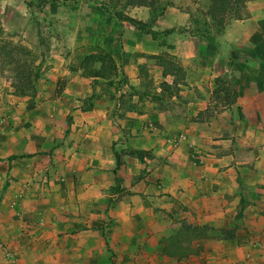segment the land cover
Segmentation results:
<instances>
[{
  "label": "crops",
  "instance_id": "crops-1",
  "mask_svg": "<svg viewBox=\"0 0 264 264\" xmlns=\"http://www.w3.org/2000/svg\"><path fill=\"white\" fill-rule=\"evenodd\" d=\"M195 1L167 5L160 32L123 23L50 54L30 95L0 80V264H264V0L199 32ZM95 53L116 70L81 64ZM181 223L209 236L167 256Z\"/></svg>",
  "mask_w": 264,
  "mask_h": 264
},
{
  "label": "rangeland",
  "instance_id": "rangeland-1",
  "mask_svg": "<svg viewBox=\"0 0 264 264\" xmlns=\"http://www.w3.org/2000/svg\"><path fill=\"white\" fill-rule=\"evenodd\" d=\"M58 1L66 2V5L48 2L39 7L38 0H0V80L13 82L15 70L23 75L28 74L33 85L25 94L30 95L38 91V82L47 79L45 72H47L49 61L53 58L50 54L81 47L88 48L91 45L97 46L91 41V35L95 31L112 34L115 30L118 32L123 23L131 24L149 33L160 32L161 30L155 27L150 29V26L167 5L174 3L185 8L189 6L185 5V0H151V5L144 6L143 15H146V20L141 21L130 15L131 9L139 6H129L125 0ZM231 1H229L228 9L220 13V17L226 21L238 15L241 16L244 10L242 0L240 3L236 2V7ZM195 2L200 11L198 14H192L191 18L194 21L193 31L199 32L204 30L207 24L203 17L208 15L211 3L210 0ZM213 26H215L214 23ZM101 54L105 56L107 53H95L96 56ZM167 54L164 57L171 58V55ZM72 64L79 63L74 61ZM230 82H232L231 79L217 78V88L222 86L221 90L226 88L228 94H231ZM220 96L218 93L216 99H223L226 93L223 98Z\"/></svg>",
  "mask_w": 264,
  "mask_h": 264
},
{
  "label": "trees",
  "instance_id": "trees-1",
  "mask_svg": "<svg viewBox=\"0 0 264 264\" xmlns=\"http://www.w3.org/2000/svg\"><path fill=\"white\" fill-rule=\"evenodd\" d=\"M230 0H210V5L208 9V15L215 20L214 22L218 25L221 26L222 23H224L223 20L220 17L221 12H225L228 9L229 2ZM234 1V2H233ZM51 2L56 5L62 4L66 5V2H59L58 0H38V6H43L46 3ZM126 4L129 6H149L151 5V0H125ZM236 2L240 3V0H232L231 3H233L234 7H236ZM168 30H165L164 32L166 33ZM153 34V33H152ZM99 56H96L95 54H89L87 55L81 64L88 63L90 60H100L106 62V65L108 66L109 69L116 70V64L113 61V58L109 54L103 55V58H98ZM157 60L163 65L165 71L167 72H175L173 74H178L180 71V68L177 66V64L174 63V61L171 58H165L164 56H155ZM20 69V68H19ZM21 70V69H20ZM23 73V72H22ZM93 73H96L97 75L103 76L101 69L98 71H95ZM181 75V74H179ZM13 82H10V85L15 93L18 94H25L26 91L30 88H32L33 82L29 80V75L28 74H21L18 70L14 71L13 75ZM118 160L115 162V168L118 166ZM209 230H211L207 226H188L185 225L184 223L180 224L179 229L174 232L167 240L165 241L164 247L162 249V253L167 255V256H173L176 258H180L183 256H186L187 254L194 252L195 250L190 249L187 247L186 244L188 241L191 239H198L202 237L209 236ZM218 235H228L225 231L220 230L217 232Z\"/></svg>",
  "mask_w": 264,
  "mask_h": 264
},
{
  "label": "built area",
  "instance_id": "built-area-1",
  "mask_svg": "<svg viewBox=\"0 0 264 264\" xmlns=\"http://www.w3.org/2000/svg\"><path fill=\"white\" fill-rule=\"evenodd\" d=\"M4 125V117L0 116V128Z\"/></svg>",
  "mask_w": 264,
  "mask_h": 264
}]
</instances>
